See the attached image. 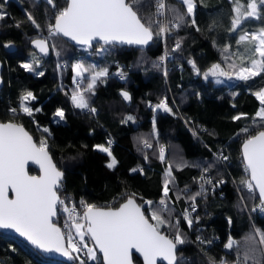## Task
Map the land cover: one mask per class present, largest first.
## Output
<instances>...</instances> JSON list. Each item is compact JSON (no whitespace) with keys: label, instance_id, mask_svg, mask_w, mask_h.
<instances>
[{"label":"trees","instance_id":"1","mask_svg":"<svg viewBox=\"0 0 264 264\" xmlns=\"http://www.w3.org/2000/svg\"><path fill=\"white\" fill-rule=\"evenodd\" d=\"M194 1V12L189 16L181 0H166L170 30L166 35H157V22L161 20L156 0H139L133 6L154 33L149 45L140 48L96 44L86 52L77 50L60 35H49L48 26L54 23L56 12L66 6V0H54L55 9L43 0H0V11L6 13L0 20V58L4 64L0 120L22 123L38 143L42 138L47 140L53 159L64 171L60 197L70 207L74 204L83 210L81 201L116 206L134 194L141 205L152 201V206L159 208L165 179H169V211L163 213L169 223L160 230L173 238L175 222L179 220L185 243L178 246V264L218 263L225 250L229 251L224 254L226 261L235 257V264H264V244L259 242V234L264 233V214L252 211L259 201L257 192L250 193L241 184L248 174L240 150L244 138L264 129V121L255 117L261 105L254 95L264 88V72L248 81L237 78L242 68L251 67L253 58L259 59L254 55L253 43L237 41L245 32L251 35L264 28V10L259 19L241 15L240 25L232 31V20L237 16L234 9L242 5L245 11L241 14L245 13L248 0ZM29 13L39 27L27 19ZM177 15L184 19L179 27H172ZM193 18L195 25L191 23ZM35 36L50 40L52 53L47 58L31 47L30 40ZM4 41L15 42L16 48L6 50ZM165 47L170 51L166 66L160 60ZM34 56L39 64H34V72H28L21 64L32 62ZM76 61L96 70L107 68L109 74L87 92L91 73H84L81 82L76 81ZM119 64L127 73L124 79L116 71ZM214 65L227 75L209 74L205 78ZM78 90L84 93L89 108L96 109L95 113L74 107L71 95ZM29 91L35 99L27 105L39 109L33 111L32 117L19 111L21 97ZM124 91L130 100H124ZM165 101L171 112L157 107ZM13 108L16 113L10 111ZM57 109L64 111L63 121L54 120ZM240 114L245 115L240 120L233 119ZM43 128L49 132L44 133ZM244 128L247 133L241 131ZM109 141L117 160L113 169L107 167L111 157L95 148L109 146ZM221 154L228 160H218ZM28 169L38 172L33 166ZM202 176L205 180H201ZM215 178L223 183L212 188L205 182ZM198 192L196 219L189 227L182 212ZM144 210L150 219L147 206ZM64 214L57 217L61 226ZM230 239L233 246L227 248ZM85 241L88 243L89 238ZM209 242L213 244L208 246ZM74 255H79L85 264H102L100 253L96 261L89 260L83 251ZM133 259L143 264L136 254ZM0 264L80 261L43 256L18 236L0 231Z\"/></svg>","mask_w":264,"mask_h":264},{"label":"snow or ice","instance_id":"2","mask_svg":"<svg viewBox=\"0 0 264 264\" xmlns=\"http://www.w3.org/2000/svg\"><path fill=\"white\" fill-rule=\"evenodd\" d=\"M181 2L186 6L187 14L192 16L195 8L193 0H181ZM47 3L56 8L54 0H47ZM137 3L139 0H66V6L54 15L55 23L48 26L49 35H62L79 45L88 47H91L94 41L103 42V45H147L153 39L154 33L151 25L142 22L138 11L134 8L133 5ZM156 3L157 15L163 16L164 0H156ZM262 10H264V0H248L247 10L243 14H241V6L237 4L234 9L237 16L232 20L231 30L235 31L240 25L241 15L259 19ZM5 16L6 13L0 11V20ZM27 19L39 27L30 13ZM183 19V15H177L176 23L171 26L179 27V22ZM191 23L195 25L194 18ZM157 27L159 29L157 35H163L170 30L167 25L159 22ZM244 41L254 44V55L259 57V59L251 60V67L242 68L237 74L239 80L248 81L264 72V29L251 35L245 32L240 35L237 43ZM32 43L40 53L48 54L49 46L45 39H36ZM3 47H10V44H5ZM179 47L180 43L177 42L176 48ZM34 64H39L35 56L32 62L22 63L21 67L28 72H34ZM189 64L196 69L194 61L190 60ZM218 69L219 65H214L210 73H205V78L209 74L227 75L223 71L218 72ZM74 71L77 78H83L86 72L91 73L88 78L87 92H91L97 81L109 74L107 68L96 70L85 67L82 63L75 64ZM37 74L43 75V72ZM119 75L121 79L125 78L123 73ZM121 95L124 100L131 99L126 91ZM254 95L261 105L255 117L264 121V89L255 92ZM34 99L32 92L24 94L20 100L19 111L32 117L33 111H39V109L34 110L26 102ZM71 100L75 108L88 109L92 113L96 111L94 108H89L88 101L82 92L74 91ZM157 107L165 112L172 111L166 101ZM10 111L16 113L17 109L13 108ZM54 115L60 121L65 118L62 109H57ZM244 115L234 116L233 119L240 120ZM241 131L247 133L248 129L244 128ZM43 132L48 133V128H43ZM108 145H96L95 148L111 157L107 167L113 169L117 160L112 156L111 141ZM242 156L244 170L248 176L241 181V184L250 193L258 190L260 200L258 207L261 212H264V131L248 135L242 145ZM160 159H164L163 148L160 151ZM217 159L227 161L228 157L221 154ZM30 163L38 165L39 175L29 174ZM132 171L140 170L132 169ZM204 171L207 172L208 169L205 168ZM63 175L52 161L46 139L42 138L37 144L22 125L0 122V229L13 230L37 250L45 253H59L69 259L79 260L80 264H85V261L74 254L83 251L89 260L96 261L97 250L102 254V264H134V254L142 257L143 264H162V262L178 264L177 249L179 245L185 243L178 228L179 220L175 222L177 230L173 238H169L160 230L162 226L169 223L163 216L164 212L169 211L167 203L170 191L169 179H165L163 197L158 202L159 208H154L152 201H144L143 205L137 204L133 194L117 208L97 207L95 204H86L81 201L83 212L80 214L76 211L74 204L69 207L65 199H61L58 195ZM167 175L170 177L171 168ZM201 180L205 178L202 176ZM205 182L211 183V180L208 179ZM201 188L203 189V184ZM198 195H200L199 192L191 199L195 201ZM145 206L150 212V219L143 210ZM255 210L254 208L253 211ZM193 211H195L194 206ZM63 213H67L68 220L71 221V223L68 220L65 221L66 231L54 222V219ZM183 219L189 227L192 226L193 220L187 211ZM259 235V242L264 244V233ZM86 237L90 238L92 246L85 241ZM197 240H200V237H197ZM232 246L233 241L230 239L225 247Z\"/></svg>","mask_w":264,"mask_h":264},{"label":"water","instance_id":"3","mask_svg":"<svg viewBox=\"0 0 264 264\" xmlns=\"http://www.w3.org/2000/svg\"><path fill=\"white\" fill-rule=\"evenodd\" d=\"M43 1H45V2H47V0H43ZM49 5V4H48ZM49 6H51V5H49ZM52 7V6H51ZM142 22H143V20H142ZM54 23H55V21H54ZM53 23V24H54ZM61 37H63L62 35H60ZM65 40H67V41H70L75 47H76V49L77 50H81V51H86V52H89L90 50H93V48H94V46L96 45V44H103V42H96V41H94L93 42V45L91 46V47H88V46H83V45H79V44H77L76 42H74V41H71L69 38H67V37H63ZM36 39H45L46 40V42H47V44H48V46H49V52H48V54L47 55H44V54H42V53H40L39 52V49H37V48H35V46H34V44L32 43V41L33 40H36ZM152 41V40H151ZM151 41H149V43L147 44V45H149L150 43H151ZM5 44H10V47H7V48H5L6 50H8V51H12V50H14L15 48H16V44H15V42L13 43V42H10V41H4V43H3V45H5ZM30 45H31V47L32 48H34V50H35V52H37L38 54H39V56H41L42 58H47V56H49L51 53H52V47H51V43H50V40H48L47 38H44V37H42V36H35V38H32L31 40H30ZM115 45H127V44H115ZM147 45H127V46H131V47H133V46H135V47H140V48H143V47H145V46H147ZM3 67H4V64H3V61H2V59L0 58V90H1V88L3 87L2 85H3V82H4V79H3V75H2V71H3ZM0 122H13V123H16V124H20V125H22L23 126V124L22 123H20V122H15V121H13V120H7V121H2V120H0ZM24 127V126H23ZM24 129L33 137V140L37 143V144H39L38 143V141L36 140V138H34V136H33V134L31 133V131L30 130H28L27 128H25L24 127ZM259 131H264V129H260V130H258V131H256L255 132V134H257ZM255 134H253V135H255ZM247 138V137H246ZM246 138H244V140L246 139ZM244 142V141H243ZM243 142H242V144H241V147H240V150L242 151V145H243ZM48 151H49V149H48ZM49 154H50V156H51V158H52V161H53V163L57 166V164H56V161H55V159H53V157H52V154L50 153V151H49ZM242 159H243V156H242ZM30 166H33L36 170H38V172H30V170L28 169V171H29V174L30 175H39L40 173H39V168H38V165H34V164H29V167ZM57 168H58V170H60L61 172H63V174H64V171L62 170V169H60L58 166H57ZM64 176V175H63ZM62 181H63V178H62ZM255 192H257V194L259 195V193H258V190H255ZM58 195H60L59 194V192H58ZM11 196H12V194L10 193V198H11ZM130 196H132V195H129L128 197H130ZM128 197H126V199L128 198ZM135 198V197H134ZM126 199H124V200H122V201H120L119 203H118V205H116V206H101V205H97V207H112V208H117V207H119L122 203H124L125 202V200ZM135 200H136V202H137V204H140L138 201H137V199L135 198ZM144 210V209H143ZM146 215V214H145ZM58 217V216H57ZM57 217L54 219V222L58 225V226H60L61 227V225L59 224V223H57ZM150 222H153V221H151L150 220ZM62 228V227H61ZM0 231H3V232H6V233H8V234H13V235H15V236H18L20 239H22V240H24L28 245H30L24 238H22V237H20L19 236V234H17V233H15L13 230H7V229H0ZM162 232V231H161ZM163 234H165V235H167L165 232H162ZM168 236V235H167ZM169 237V236H168ZM170 238V237H169ZM30 246H32V245H30ZM33 248H35L34 246H32ZM36 249V248H35ZM43 256H48V257H51V258H57V259H61V260H63V261H65V262H73L74 260L73 259H69L68 257H64V256H62L61 254H59V253H45V252H43V251H40V250H38ZM97 253H99V251L97 250ZM100 255H101V259H103L102 258V254L100 253ZM140 259H141V261H142V257H140L139 256V254H136ZM134 264H136V262H134ZM162 264H167V262H162Z\"/></svg>","mask_w":264,"mask_h":264},{"label":"built area","instance_id":"4","mask_svg":"<svg viewBox=\"0 0 264 264\" xmlns=\"http://www.w3.org/2000/svg\"><path fill=\"white\" fill-rule=\"evenodd\" d=\"M164 2H165V10H166V7H167V3H166V0H164ZM160 17V20H161V23L162 24H164V25H167L168 27H169V23L171 22V20H170V18L168 19V17H167V14H166V11H164V15L163 16H159ZM173 23H176V19H174V21H172V24ZM168 33V31L164 34V35H166ZM170 54V51H169V49L167 48V47H165V51H164V53H163V55L161 56L162 58L160 59L162 62H164V64H165V66H166V61H167V56ZM116 70H118L117 71V73H118V76L120 77V73H123L124 74V77L127 75V73L125 72V69H123V67H122V64H119V68L118 69H116ZM75 80L76 81H78L79 80V78H75ZM153 106H156V104L154 103V104H152ZM143 143L145 144V145H148L147 144V142L146 141H143ZM161 148H164V145H161L160 146V150H161ZM221 162H223V160L221 159ZM221 181V179H219V178H215L214 179V181L212 182L211 181V185H213L212 186V188H214L215 186H217V185H219V184H221V183H219ZM67 204V203H66ZM68 205V204H67ZM198 204H197V202H196V200L195 201H190L189 203H187L186 204V208L183 210V212H182V216L184 215V213H185V211H187L189 214H190V218L193 220V222H194V220L196 219V217H195V215H194V211H193V206L195 207V210L198 208V206H197ZM260 205V200L258 201V204L257 205H255V206H253L252 207V211H253V209L255 208L256 210L254 211V212H256L257 214H259V213H261V214H264V212H261L260 210H259V206ZM69 206V205H68ZM70 207V206H69ZM76 211L78 212V213H80V214H82V212H83V210H78V209H76ZM66 220H68V215H67V213H65L64 215H63V217H62V230H67L66 228H65V221ZM68 222L69 223H71V221L70 220H68ZM89 246H92V242L90 241V238H89ZM213 243L212 242H209L207 245L208 246H210V245H212ZM225 253H221V257H220V261H218V263H214V262H211V263H208V264H235V263H237L238 262V259H236L235 257H233V259L231 260V261H226V258H225V255L224 254H226V253H228L229 251H224ZM235 258V259H234Z\"/></svg>","mask_w":264,"mask_h":264},{"label":"rangeland","instance_id":"5","mask_svg":"<svg viewBox=\"0 0 264 264\" xmlns=\"http://www.w3.org/2000/svg\"><path fill=\"white\" fill-rule=\"evenodd\" d=\"M193 2H194V4H195V1L193 0ZM241 6V11H245V9H244V7L242 6V5H240ZM237 7V6H236ZM247 18V17H246ZM261 29H264V28H261ZM261 29H259V30H255L253 33H256V32H259ZM78 63V61H76L75 63H74V65L75 64H77ZM81 80V78H79V80L78 81H80ZM81 82V81H80ZM262 89H264V88H262ZM79 92H81L80 90H78ZM58 119V117H55V119L54 120H57Z\"/></svg>","mask_w":264,"mask_h":264},{"label":"bare ground","instance_id":"6","mask_svg":"<svg viewBox=\"0 0 264 264\" xmlns=\"http://www.w3.org/2000/svg\"><path fill=\"white\" fill-rule=\"evenodd\" d=\"M112 46V45H111ZM125 68V67H124ZM127 70V69H126ZM117 71V70H116Z\"/></svg>","mask_w":264,"mask_h":264}]
</instances>
